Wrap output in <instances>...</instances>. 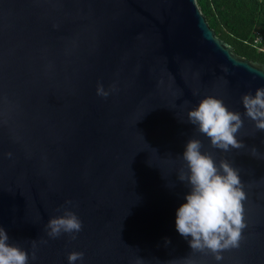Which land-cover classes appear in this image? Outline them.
Segmentation results:
<instances>
[{"label":"water","instance_id":"water-1","mask_svg":"<svg viewBox=\"0 0 264 264\" xmlns=\"http://www.w3.org/2000/svg\"><path fill=\"white\" fill-rule=\"evenodd\" d=\"M261 72L216 36L195 0H0L8 243L28 264H69L73 251L84 253L76 264H264V131L241 99L264 87ZM206 96L241 114L245 148L213 149L188 123ZM189 139L238 168L247 193L240 247L219 262L176 230L190 192L178 179ZM64 207L83 224L74 240L45 229Z\"/></svg>","mask_w":264,"mask_h":264},{"label":"clouds","instance_id":"clouds-1","mask_svg":"<svg viewBox=\"0 0 264 264\" xmlns=\"http://www.w3.org/2000/svg\"><path fill=\"white\" fill-rule=\"evenodd\" d=\"M96 93L103 98L110 94L102 84L97 85ZM241 99L246 110L244 115L254 122L257 130L264 131V87L256 89L254 95L244 94ZM187 118L188 123L197 126L196 130L210 139L211 148L223 152L245 148L242 140L237 139L244 123L241 114L230 111L223 100L206 96L187 112ZM202 148L199 139H189L181 157L185 164L178 179L190 187V192L185 196L186 203L176 211L175 225L182 237H191L189 245L193 252L211 253L219 262L224 259L223 252L240 247L243 230L247 228L243 203L247 193L240 170L226 159H221L217 165L212 154L202 152ZM251 155L258 156L255 147L251 148ZM7 156L10 159L12 153ZM65 204L71 205L72 201ZM82 227L80 218L67 207L63 208V215L50 218L45 225L52 239L68 234L74 240ZM8 241L6 230L0 227V264H28V252ZM31 258L35 259V253ZM83 258L84 253L77 251L67 257L69 264Z\"/></svg>","mask_w":264,"mask_h":264},{"label":"trees","instance_id":"trees-1","mask_svg":"<svg viewBox=\"0 0 264 264\" xmlns=\"http://www.w3.org/2000/svg\"><path fill=\"white\" fill-rule=\"evenodd\" d=\"M195 2L220 40L238 56L264 65V0Z\"/></svg>","mask_w":264,"mask_h":264},{"label":"built area","instance_id":"built-area-1","mask_svg":"<svg viewBox=\"0 0 264 264\" xmlns=\"http://www.w3.org/2000/svg\"><path fill=\"white\" fill-rule=\"evenodd\" d=\"M257 40H259V39H257Z\"/></svg>","mask_w":264,"mask_h":264}]
</instances>
